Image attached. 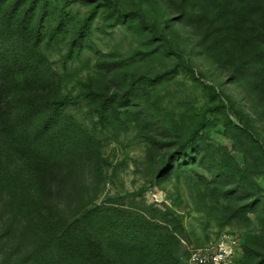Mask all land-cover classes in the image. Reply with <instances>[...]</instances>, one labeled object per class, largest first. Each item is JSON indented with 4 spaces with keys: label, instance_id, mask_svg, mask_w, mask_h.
<instances>
[{
    "label": "rangeland",
    "instance_id": "obj_1",
    "mask_svg": "<svg viewBox=\"0 0 264 264\" xmlns=\"http://www.w3.org/2000/svg\"><path fill=\"white\" fill-rule=\"evenodd\" d=\"M52 2L42 52L14 50L37 70L40 83L26 96L55 117L48 135L61 158L34 174L0 159V264H78L60 254L58 229L101 205L152 223L168 213L177 218L181 264L223 234L238 242L234 264H264L263 205L241 215L242 195L224 196L241 179L264 199V81L251 74L262 59L234 33L225 1ZM239 8L261 12L264 23V0H241ZM57 23L60 35L49 42ZM158 75L161 83L145 94L149 110L118 116L101 106V92L121 93L134 78ZM148 136L168 146L154 147ZM192 137L222 148L238 172L231 167V176L213 180L221 155L210 151L201 164L159 179L162 158Z\"/></svg>",
    "mask_w": 264,
    "mask_h": 264
},
{
    "label": "trees",
    "instance_id": "obj_2",
    "mask_svg": "<svg viewBox=\"0 0 264 264\" xmlns=\"http://www.w3.org/2000/svg\"><path fill=\"white\" fill-rule=\"evenodd\" d=\"M224 1L228 10L226 19L232 24L234 33L257 50L262 59V64L251 74L264 81L263 14L240 11L241 0ZM52 8V0H0V135L5 136L4 141L0 140V159L8 163L13 160L21 166L22 173L34 174L46 164L61 158V154L52 149L48 135L55 117L47 115L39 99L26 96L40 83L37 70L24 67L21 54H16L14 50L15 46L27 48L33 58L42 52L46 42L44 26ZM59 20L61 25V16ZM85 28L80 27L71 37L72 48L83 41ZM60 29L58 23L50 27L53 32H50L49 42L60 35ZM12 59L17 62L14 69L10 65ZM118 63L121 66L124 62L115 64ZM163 78V75L140 76L131 80L121 93L108 95L101 92V106L111 108L118 116L132 113L134 107L149 110L145 94L156 88ZM60 106L58 104L57 107ZM147 138L154 147L168 146L166 139ZM210 151L213 157L221 155L213 180L231 176V167L238 172L232 157L222 148L210 149L205 142L192 137L162 158L158 178L170 179L184 165L201 164ZM237 175L240 179V173ZM244 183L236 179L224 191V196L228 198L232 194L242 195L241 215L255 212L259 200L258 206L263 205L264 208L261 194L254 191L253 184L246 183L245 186ZM168 217L161 223H152L142 221L120 207L96 206L79 218L60 224L57 246L62 257L78 264H181L177 253L184 229L177 218L170 213Z\"/></svg>",
    "mask_w": 264,
    "mask_h": 264
},
{
    "label": "built area",
    "instance_id": "obj_3",
    "mask_svg": "<svg viewBox=\"0 0 264 264\" xmlns=\"http://www.w3.org/2000/svg\"><path fill=\"white\" fill-rule=\"evenodd\" d=\"M239 251L238 242L223 234L210 245L192 249L186 264H234Z\"/></svg>",
    "mask_w": 264,
    "mask_h": 264
}]
</instances>
